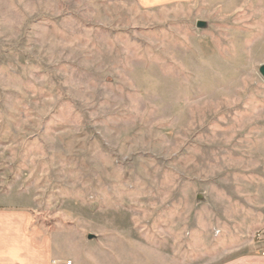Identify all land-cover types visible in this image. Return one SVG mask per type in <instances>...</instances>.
<instances>
[{"label":"rangeland","instance_id":"rangeland-1","mask_svg":"<svg viewBox=\"0 0 264 264\" xmlns=\"http://www.w3.org/2000/svg\"><path fill=\"white\" fill-rule=\"evenodd\" d=\"M261 64L264 0H0V192L81 264L263 248Z\"/></svg>","mask_w":264,"mask_h":264},{"label":"crops","instance_id":"crops-1","mask_svg":"<svg viewBox=\"0 0 264 264\" xmlns=\"http://www.w3.org/2000/svg\"><path fill=\"white\" fill-rule=\"evenodd\" d=\"M192 0H136L144 8L162 7ZM16 202L0 192V264H50L55 259H71L73 264H81L73 256H68L56 247L57 235L47 232L34 221L32 209L22 205L24 198ZM92 238V237H91ZM94 240V239H93ZM101 248L106 249L104 239ZM242 246V244H241ZM243 247V246H242ZM263 248L244 250L228 246L210 252L207 259L191 264H264ZM162 259L170 264H189L173 259L168 254ZM83 264V263H82Z\"/></svg>","mask_w":264,"mask_h":264},{"label":"built area","instance_id":"built-area-1","mask_svg":"<svg viewBox=\"0 0 264 264\" xmlns=\"http://www.w3.org/2000/svg\"><path fill=\"white\" fill-rule=\"evenodd\" d=\"M261 254L264 255V249L261 251ZM50 264H73L71 259H55L50 262Z\"/></svg>","mask_w":264,"mask_h":264},{"label":"water","instance_id":"water-1","mask_svg":"<svg viewBox=\"0 0 264 264\" xmlns=\"http://www.w3.org/2000/svg\"><path fill=\"white\" fill-rule=\"evenodd\" d=\"M258 71H259L260 75L262 76V78L264 79V64H261L259 66Z\"/></svg>","mask_w":264,"mask_h":264}]
</instances>
